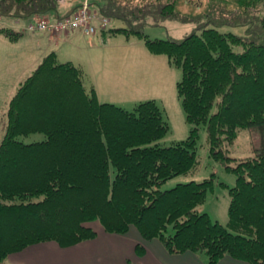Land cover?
Returning a JSON list of instances; mask_svg holds the SVG:
<instances>
[{
    "label": "trees",
    "instance_id": "16d2710c",
    "mask_svg": "<svg viewBox=\"0 0 264 264\" xmlns=\"http://www.w3.org/2000/svg\"><path fill=\"white\" fill-rule=\"evenodd\" d=\"M170 1L161 5V14L175 19L178 2ZM219 1L246 9L264 6V0ZM91 4L111 20L125 22L138 7L119 0ZM59 6L60 0H0V18L23 23L55 18ZM143 30L109 28L113 35L142 37L151 53L167 56L181 70L177 91L189 135L161 145L170 124L154 99L133 110L101 102L80 66L60 62L56 51L46 54L20 83L6 113L0 142V264L40 242L67 246L93 238L97 232L86 225L91 221L120 234L134 228L172 254L204 253L209 264L226 256L264 264V44L199 23L182 41L151 39ZM0 33L11 41L25 35L7 27ZM254 126L262 133L255 155L240 161L229 156L225 144ZM202 127L211 156L236 176L234 186L220 183L230 198L226 224L199 209L214 189L213 175L162 190L169 180L198 172ZM37 133L45 139H20ZM68 213L70 227L53 222Z\"/></svg>",
    "mask_w": 264,
    "mask_h": 264
},
{
    "label": "rangeland",
    "instance_id": "374dc122",
    "mask_svg": "<svg viewBox=\"0 0 264 264\" xmlns=\"http://www.w3.org/2000/svg\"><path fill=\"white\" fill-rule=\"evenodd\" d=\"M62 1V0H61ZM123 5H138L136 10L129 12L128 20L114 19L112 26H128L133 29H141L151 39H168L182 41L200 26L215 27L222 32H232L246 41L264 44V6L256 9H246L238 7L233 2H223L219 0H176L177 16L175 19L165 18L161 14V5L171 2L170 0H119ZM215 1V2H213ZM84 0H68L67 3L75 5ZM209 3H212L211 6ZM68 8V7H67ZM67 10V9H66ZM202 12L207 16L202 15ZM63 11L61 14H64ZM194 19L188 21L186 19ZM197 17V18H196ZM196 18V19H195ZM0 26L12 23L9 16L2 17ZM9 19L12 21L9 22ZM30 22V21H29ZM28 24V23H27ZM125 24V25H123ZM27 27V25H25ZM10 28V26H7ZM127 28V27H126ZM143 28V29H142ZM11 29V28H10ZM77 32V31H71ZM78 33L81 34L79 31ZM110 33V32H109ZM102 33L98 32L91 38H80V40L70 43L62 42L60 47L54 48L58 53L60 62H73L82 66L86 70L90 79L105 92L103 96L108 102H114L128 110L142 101L155 99L158 105L167 111L166 114L170 124V132L159 142L163 146H169L174 141L187 138L190 126L186 121L185 112L182 107L181 98L177 91V82L181 80V70L172 66L168 57L151 53L142 37L123 34L111 36L108 34L107 42L109 47H104ZM35 35L33 33L22 36L19 40H8L5 46L0 49V142L2 141L7 126L6 112L8 110V98L14 95L20 82L29 77L41 63L39 60L46 50L42 52L33 43ZM129 43V44H128ZM127 45L126 53L120 49ZM236 51H242V46H235ZM115 52H121L116 54ZM115 58L114 66L119 75L118 83H109L108 78L113 76L110 68L99 74L100 60L97 57ZM105 59V60H106ZM103 60V59H102ZM120 64V65H119ZM11 67L12 73L8 72ZM89 87L90 85L86 83ZM115 89H117L115 91ZM26 143L41 141L45 135L41 133L29 136H20ZM262 145V133L257 126L241 129L234 143H226L225 147L229 156L238 161L248 159L255 155V149ZM197 156L199 170L196 174L182 175L175 177L162 186V190L175 187L180 182L195 180L198 182L212 175L215 179L214 189L209 190L206 202L199 207L203 212H207L214 220H219L222 224L228 222L229 193L228 188L220 183L234 186L236 176L226 169V164L216 160L211 156L208 144V136L205 127L200 130V137L197 144ZM64 217L53 221L61 227H70V217ZM63 219V220H62ZM50 223V222H49ZM49 223H45L49 224ZM88 227L95 231L103 227L100 221L86 223Z\"/></svg>",
    "mask_w": 264,
    "mask_h": 264
},
{
    "label": "crops",
    "instance_id": "0c3cea01",
    "mask_svg": "<svg viewBox=\"0 0 264 264\" xmlns=\"http://www.w3.org/2000/svg\"><path fill=\"white\" fill-rule=\"evenodd\" d=\"M67 1L68 0H60V6L58 9L59 13L56 15V19L59 17L70 15L77 7L86 2L91 3V0H84L83 3L79 2L75 5H71L68 4ZM96 8L97 6H94V9ZM63 11H65V13L61 14ZM11 18L13 19V21L12 19H9V22L12 21V23L0 26V28L10 26V28L12 29H20V31H24L25 35L33 33L35 35L33 43H35V45L41 52L43 50H46L44 56L51 51H55L54 48L60 47L62 42L66 41L73 43L80 40V38H85V36L78 33V31H70L57 35H51L47 32L42 31H26L25 25H27V22L23 23L14 19L13 17ZM51 18L55 19L54 17ZM2 20L3 19L1 18L0 22H2ZM113 21L114 20L112 19V24ZM118 27L122 26L119 25ZM108 34H110L111 36L118 35H113L108 31L102 32V41L105 42L104 47H109L110 42H107ZM8 40V38L0 33V49L5 46ZM120 49L123 51V53L128 52L125 50H128L127 45H124ZM114 54L116 56V54H121V52H115ZM44 56L40 58V62L42 61ZM106 58L107 57L103 56H101L100 58L97 57V59L100 60L98 68L100 71L98 75L100 76L101 73H104L106 75V70H109L111 68L113 70V76H110L108 78L107 84L114 82L118 83L119 75L117 74V69L114 66V62L116 60L115 58L112 59V56L110 55L108 62ZM7 70L8 72L12 73L10 65ZM83 71L85 74V82L88 83L90 87H94L96 89L100 101L108 102V100L103 98L105 92L103 90H100V87L96 85L97 82L94 83L90 79V76L87 74L86 70ZM17 90L18 87L15 93L17 92ZM116 90L117 89H115V91ZM10 100L11 96L8 98V103L10 102ZM162 109L165 114H168L167 111L164 110V108ZM96 232V236H94L93 238L85 239L78 243L67 246L62 245L57 241H45L30 245L21 251L10 254L6 259V264H209V259L204 253L186 252L183 254H172L166 250L164 245L159 240H146L141 236L139 231L134 228H131V230L126 234H120L106 231L104 227L101 226L97 229ZM217 264L250 263L226 256Z\"/></svg>",
    "mask_w": 264,
    "mask_h": 264
},
{
    "label": "built area",
    "instance_id": "2783aa9c",
    "mask_svg": "<svg viewBox=\"0 0 264 264\" xmlns=\"http://www.w3.org/2000/svg\"><path fill=\"white\" fill-rule=\"evenodd\" d=\"M110 24L111 21L108 17L102 16L90 4L85 3L70 16L60 19H35L27 24L26 29L44 31L51 35L80 31L84 36H93L98 31L108 29Z\"/></svg>",
    "mask_w": 264,
    "mask_h": 264
}]
</instances>
